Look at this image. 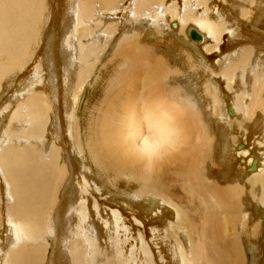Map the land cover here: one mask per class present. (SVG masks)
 Wrapping results in <instances>:
<instances>
[{
  "label": "bare ground",
  "instance_id": "obj_1",
  "mask_svg": "<svg viewBox=\"0 0 264 264\" xmlns=\"http://www.w3.org/2000/svg\"><path fill=\"white\" fill-rule=\"evenodd\" d=\"M263 213L264 0H0V264H264Z\"/></svg>",
  "mask_w": 264,
  "mask_h": 264
},
{
  "label": "rangeland",
  "instance_id": "obj_2",
  "mask_svg": "<svg viewBox=\"0 0 264 264\" xmlns=\"http://www.w3.org/2000/svg\"><path fill=\"white\" fill-rule=\"evenodd\" d=\"M60 32H61V30H60ZM193 33H194V32H193ZM187 34H188L189 38H190V37H194V36L196 35V34H194L193 36H191V31H188ZM197 38L199 39V37H197ZM58 51H59V49H58ZM102 67H103V66H102ZM102 67H101V68H102ZM82 118H83V117H82ZM260 224H261V221H260ZM261 226H262V224H261ZM261 231H262V233H263V229H262V227H261ZM263 236H264V235H263ZM50 250L52 251V249H50ZM103 263H104V262H103Z\"/></svg>",
  "mask_w": 264,
  "mask_h": 264
},
{
  "label": "water",
  "instance_id": "obj_3",
  "mask_svg": "<svg viewBox=\"0 0 264 264\" xmlns=\"http://www.w3.org/2000/svg\"><path fill=\"white\" fill-rule=\"evenodd\" d=\"M195 33L191 32V36H193ZM263 219H264V213H263Z\"/></svg>",
  "mask_w": 264,
  "mask_h": 264
}]
</instances>
